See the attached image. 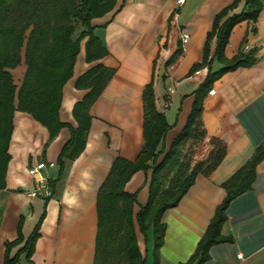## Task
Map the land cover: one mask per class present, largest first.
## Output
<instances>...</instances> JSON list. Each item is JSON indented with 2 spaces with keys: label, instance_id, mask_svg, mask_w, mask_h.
Wrapping results in <instances>:
<instances>
[{
  "label": "crops",
  "instance_id": "obj_1",
  "mask_svg": "<svg viewBox=\"0 0 264 264\" xmlns=\"http://www.w3.org/2000/svg\"><path fill=\"white\" fill-rule=\"evenodd\" d=\"M234 1L186 0L175 17V0H118L112 11L93 20V34L107 53L89 62L88 38L82 41L73 75L63 87L58 110L61 122L78 127L73 108L89 92L77 87L81 76L99 64L115 72L89 108L91 125L84 150L74 160H65L64 174L48 200L29 197L34 187L30 171L43 162L50 178H56L60 169L57 161L71 131L63 127L48 143V128L31 113L15 110L7 185L0 189V264L5 262L6 242L18 236L21 217L26 239L44 212L32 264H95L98 193L116 158L135 161L144 147L146 86L153 84L155 107L170 125L165 137L168 149L186 126L195 91L209 72V67L194 73L191 69L204 60L217 14ZM260 1L263 8L257 21L235 25L225 48L228 59L239 52H254V63L227 71L215 81L203 102L200 135L184 147L191 163L189 171L197 164L204 166L185 196L162 217L165 237L157 254L159 264L189 263L227 196L224 184L264 143V0ZM247 10L246 0H239L229 15ZM182 32L190 35L189 41L182 40ZM215 48L213 37L209 41L211 72L224 67L214 56ZM11 72L21 84L26 65L23 62ZM171 88L174 93L170 94ZM262 160L250 189L232 199L226 210L221 232L232 241L213 245L204 264H264ZM151 172H136L125 186L127 193L137 194L134 215L148 202ZM136 235L145 263L154 264L152 232L146 238L136 224ZM21 246L10 254L14 256Z\"/></svg>",
  "mask_w": 264,
  "mask_h": 264
},
{
  "label": "trees",
  "instance_id": "obj_2",
  "mask_svg": "<svg viewBox=\"0 0 264 264\" xmlns=\"http://www.w3.org/2000/svg\"><path fill=\"white\" fill-rule=\"evenodd\" d=\"M117 2L118 0H0V189L7 185L5 179L11 159L8 150L14 130L15 110L31 113L45 125L50 134L48 143L63 127H68L71 131L70 140L63 146L57 161L60 167L58 175L54 179L49 178L52 193L64 174L65 160H74L84 150L91 125L89 108L98 99L115 70L99 64L79 78L77 87L89 89V92L73 108L78 127L65 124L59 118L62 91L73 75L84 39L88 38L85 44L87 61L98 60L107 53L101 41L93 34L92 22L112 11ZM238 2L239 0H235L215 18L213 30L208 34L204 60L191 69V73H194L209 67L208 75L195 91L196 99L186 126L168 149L165 137L170 125L155 107L153 84L146 86L144 147L135 161L117 157L98 193L99 232L95 264H146L138 245L136 224L146 238L147 233L152 232L155 256L153 263L159 264L157 254L165 237L162 217L185 196L204 166V163L197 164L189 171L191 163L184 154L187 141L200 135L199 118L204 99L211 92L215 81L225 72L241 66L248 67L255 61L254 52H239L233 59L225 56V48L235 25L244 20L257 21L263 8L260 0H246L247 11L229 15V11ZM78 30L80 32L77 35ZM213 37H216L214 56L224 64L218 72H211L210 69L212 58L209 41ZM23 62L26 72L19 85L11 70ZM263 158L264 143L244 168L224 184L227 196L218 207L188 264H204L213 245L232 241L221 232L227 220L226 210L232 199L250 189L256 177V168ZM216 164L217 161L213 167ZM150 169L148 202L134 215L133 205L137 201V194L127 193L125 186L136 172H147ZM45 215L46 212L26 239L22 233L24 217H21L17 238L6 242L4 264H32ZM20 244L23 246L12 256L11 250Z\"/></svg>",
  "mask_w": 264,
  "mask_h": 264
},
{
  "label": "built area",
  "instance_id": "obj_3",
  "mask_svg": "<svg viewBox=\"0 0 264 264\" xmlns=\"http://www.w3.org/2000/svg\"><path fill=\"white\" fill-rule=\"evenodd\" d=\"M177 10L175 12V17L178 16V9L182 7L186 0H175ZM181 38L184 42L189 41L190 35L187 32H182ZM169 93H174V90L171 88L169 89ZM31 178L34 182V187L32 191L28 194L29 197H42L47 199V197H51L52 187L49 182L50 175L48 173V167L45 163H38L37 165L33 166L30 171Z\"/></svg>",
  "mask_w": 264,
  "mask_h": 264
},
{
  "label": "rangeland",
  "instance_id": "obj_4",
  "mask_svg": "<svg viewBox=\"0 0 264 264\" xmlns=\"http://www.w3.org/2000/svg\"><path fill=\"white\" fill-rule=\"evenodd\" d=\"M79 32H80V30L77 31V35L79 34ZM20 81H21L20 79H17V78L15 79V82H16L17 84H20Z\"/></svg>",
  "mask_w": 264,
  "mask_h": 264
}]
</instances>
